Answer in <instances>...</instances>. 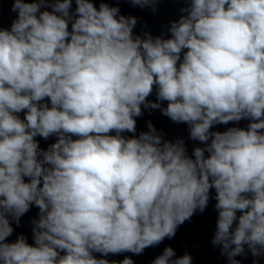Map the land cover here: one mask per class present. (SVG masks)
<instances>
[{
	"label": "clouds",
	"instance_id": "obj_1",
	"mask_svg": "<svg viewBox=\"0 0 264 264\" xmlns=\"http://www.w3.org/2000/svg\"><path fill=\"white\" fill-rule=\"evenodd\" d=\"M128 2L155 13L160 0ZM184 2L164 38L135 35L137 17L104 0H13L0 28V264H134L94 253L140 255L210 199L228 264L264 259V0ZM144 109L203 146L190 156L150 121L137 136ZM33 206L34 243L10 242ZM192 259L166 246L152 264Z\"/></svg>",
	"mask_w": 264,
	"mask_h": 264
}]
</instances>
